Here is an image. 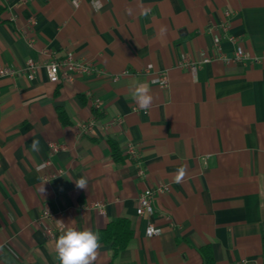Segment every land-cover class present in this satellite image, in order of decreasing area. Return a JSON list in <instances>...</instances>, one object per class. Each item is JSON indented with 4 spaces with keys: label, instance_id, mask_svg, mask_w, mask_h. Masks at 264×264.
<instances>
[{
    "label": "crops",
    "instance_id": "obj_1",
    "mask_svg": "<svg viewBox=\"0 0 264 264\" xmlns=\"http://www.w3.org/2000/svg\"><path fill=\"white\" fill-rule=\"evenodd\" d=\"M78 3L0 0V70L14 71L0 75V264H60L68 228L124 218L133 236L115 264H206L207 247L212 264H264V0ZM224 28L234 40L217 48ZM239 46L249 58L225 61ZM68 57L92 72L51 83L46 65ZM148 188L154 214L138 216ZM99 251L95 264H111V246Z\"/></svg>",
    "mask_w": 264,
    "mask_h": 264
},
{
    "label": "clouds",
    "instance_id": "obj_2",
    "mask_svg": "<svg viewBox=\"0 0 264 264\" xmlns=\"http://www.w3.org/2000/svg\"><path fill=\"white\" fill-rule=\"evenodd\" d=\"M75 7H79L78 0H72ZM92 7L98 12L101 5L99 0H94ZM129 15L132 14L131 9L126 10ZM146 14V11H145ZM166 32V28H161V34ZM132 98L135 100L139 109L148 111L153 105V96L148 86L144 83L133 81L132 82ZM39 141L33 140L32 150L39 151ZM42 167V166H41ZM187 174V170L181 167L176 175L177 182L184 179ZM76 186L80 189L87 187L86 179L81 178L75 182ZM44 189H42V192ZM161 230H156L153 227H149L148 235L159 236ZM101 239L98 233L93 232L90 229L79 231L73 228H68L62 235L58 237L55 242V250L58 255L60 264H95L98 256L100 255Z\"/></svg>",
    "mask_w": 264,
    "mask_h": 264
},
{
    "label": "built area",
    "instance_id": "obj_3",
    "mask_svg": "<svg viewBox=\"0 0 264 264\" xmlns=\"http://www.w3.org/2000/svg\"><path fill=\"white\" fill-rule=\"evenodd\" d=\"M227 28L223 29L224 35H218L215 38V44L216 47L219 48L221 45L222 40L225 38L229 39L230 41H233V37H228L227 34ZM30 45H34V41H30ZM249 58L248 54L244 51L242 47H238L232 58L224 57L225 61L234 60L236 62H243ZM257 64L264 63V56L261 58H257L254 60ZM26 70L28 74V78L30 80H33L35 78V74L38 68V64L33 61L29 60L26 65ZM198 67L196 65H191V70L196 71ZM47 74L49 77V80L53 84H60L63 80H73L75 78L76 74H89L92 72V65L88 63H80L76 61L73 57H68L66 60H63L61 62L59 61H51L46 65ZM14 71L11 69H2L0 70V75H9L13 74ZM163 82V81H162ZM54 150L58 151V147L54 146ZM128 151L132 154L138 157V155L135 153V149L131 146L129 147ZM140 158V156L138 157ZM138 175L142 179H147V172L145 169L140 168ZM155 194L156 191L148 188L146 189L139 197L138 200V207L136 209L138 216H143L145 214H154V200H155ZM149 227H153L154 229L158 230L155 226L150 225ZM147 228V235H148V229ZM49 235L53 236L54 232L51 230H48ZM149 236V235H148ZM154 236V235H152ZM150 237V236H149Z\"/></svg>",
    "mask_w": 264,
    "mask_h": 264
},
{
    "label": "trees",
    "instance_id": "obj_4",
    "mask_svg": "<svg viewBox=\"0 0 264 264\" xmlns=\"http://www.w3.org/2000/svg\"><path fill=\"white\" fill-rule=\"evenodd\" d=\"M60 114L63 116V112H60ZM112 149H113V157L116 161H120V151L119 147L116 143H112ZM261 235L264 245V224L261 229ZM101 244L109 245L112 248V263L115 264V261L119 257V255L128 249L130 246L133 231L131 227V222L129 219H118L116 221L110 222L106 228H104L99 233ZM202 255L205 259L206 264H212L213 258H212V251L211 248L207 247L203 249Z\"/></svg>",
    "mask_w": 264,
    "mask_h": 264
}]
</instances>
